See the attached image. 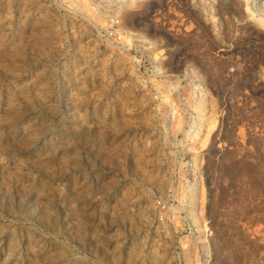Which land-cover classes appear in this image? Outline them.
Returning <instances> with one entry per match:
<instances>
[{"label": "rangeland", "instance_id": "obj_1", "mask_svg": "<svg viewBox=\"0 0 264 264\" xmlns=\"http://www.w3.org/2000/svg\"><path fill=\"white\" fill-rule=\"evenodd\" d=\"M0 264H264V0H0Z\"/></svg>", "mask_w": 264, "mask_h": 264}]
</instances>
